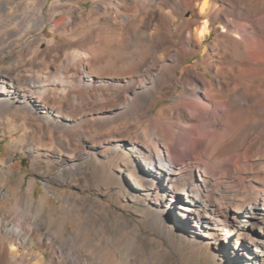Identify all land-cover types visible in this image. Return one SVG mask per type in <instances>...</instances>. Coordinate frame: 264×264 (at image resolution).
Here are the masks:
<instances>
[{
  "label": "bare ground",
  "instance_id": "obj_1",
  "mask_svg": "<svg viewBox=\"0 0 264 264\" xmlns=\"http://www.w3.org/2000/svg\"><path fill=\"white\" fill-rule=\"evenodd\" d=\"M0 113L17 124L9 131L23 128L18 144L32 141L34 172L48 181L56 171L39 152L84 160L103 131L111 142L136 133L145 179L129 177L153 223L166 234L179 225L227 264H264V168L253 179L261 144L264 156V0H0ZM3 200L26 212H0V264H140L146 251L136 237L121 250L80 198L65 199L56 232L22 190ZM159 258L172 264L169 253L142 264Z\"/></svg>",
  "mask_w": 264,
  "mask_h": 264
},
{
  "label": "rangeland",
  "instance_id": "obj_2",
  "mask_svg": "<svg viewBox=\"0 0 264 264\" xmlns=\"http://www.w3.org/2000/svg\"><path fill=\"white\" fill-rule=\"evenodd\" d=\"M50 1L67 5L77 2V0ZM86 6L89 8L92 3H88ZM44 36L48 40H52L54 34L49 26ZM56 40L61 44L68 41L67 38L59 36ZM175 42L178 43L176 38ZM12 59L11 55L4 61ZM195 60H201V58L197 57ZM190 61L187 64L194 65L193 59ZM181 90L182 86L180 85L174 98L170 101L161 99L155 113L172 107L175 104L174 100L179 98ZM22 108L21 106L19 110ZM25 111L27 114L29 113L28 110ZM3 117L0 113V130L5 131L4 133L0 131V186L2 188L0 212L6 217L24 216L26 208L17 207L18 209H16L13 203H6L3 200L8 191L16 193L17 190H22L34 203L32 210L34 212L41 211L46 221L51 224L50 231L56 232L66 218L61 213L65 199L76 197L82 199V202L92 208L93 219L106 221L112 238L120 243L121 250L129 252L130 242L135 237L145 243L146 251L144 252L141 248L135 255L140 264L144 263L150 254L157 256L163 253H169L172 256V264H227L221 252L215 247L201 252V241L194 234L182 230L179 225L174 226L166 234L158 227V224L153 223V205L147 200L146 193L140 195L134 193L135 188L131 177H129V173H131L132 177L139 182H143L145 179L133 165L132 161L135 157L130 152L131 143H133L136 133L124 136L127 140L111 142L109 137L103 136L105 135L103 131L96 137L98 147L91 150L90 156L84 160H69L65 156L59 157L47 149L39 152L40 160L52 165L55 169L54 172L56 171V179L48 181L34 172L36 161L39 159L32 150L33 146L30 145L32 141L29 140L25 144L26 147L18 144L24 133L23 128L18 126L17 131H9L14 130L17 124L6 126L3 123ZM18 125L22 127L21 124ZM117 138L122 137L118 136ZM34 141L38 143V146L41 145L39 140L35 139ZM45 141L47 140L42 143ZM262 147V144L259 145L255 152L254 180L258 179V173L264 168V156L260 155ZM175 215L174 212L168 215L171 223H176ZM75 224L76 222H68L67 234L75 232ZM10 226L12 227V224ZM93 233L97 235L96 231ZM92 240H94L93 237ZM157 262L161 264L162 259L159 258Z\"/></svg>",
  "mask_w": 264,
  "mask_h": 264
}]
</instances>
